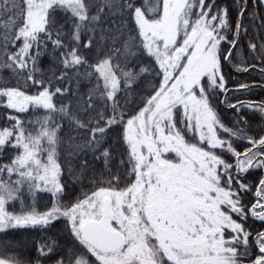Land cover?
I'll list each match as a JSON object with an SVG mask.
<instances>
[{
  "label": "snow or ice",
  "instance_id": "snow-or-ice-1",
  "mask_svg": "<svg viewBox=\"0 0 264 264\" xmlns=\"http://www.w3.org/2000/svg\"><path fill=\"white\" fill-rule=\"evenodd\" d=\"M0 264H264V0H0Z\"/></svg>",
  "mask_w": 264,
  "mask_h": 264
}]
</instances>
